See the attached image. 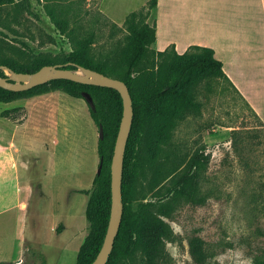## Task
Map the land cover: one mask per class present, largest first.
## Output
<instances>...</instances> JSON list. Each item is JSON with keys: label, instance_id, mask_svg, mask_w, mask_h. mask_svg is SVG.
<instances>
[{"label": "rangeland", "instance_id": "1", "mask_svg": "<svg viewBox=\"0 0 264 264\" xmlns=\"http://www.w3.org/2000/svg\"><path fill=\"white\" fill-rule=\"evenodd\" d=\"M146 2L15 0L5 4L0 7V30L6 33H0V61L12 58L24 62L32 53L60 59L75 48L79 39L93 34L92 56L118 64L129 41L125 19ZM57 19L67 22L65 30L57 25ZM148 20L153 23L155 19L151 16ZM152 59L156 58L150 54L145 64L151 65ZM161 59H157L158 64ZM5 72L10 75V71ZM261 87V96L256 97L258 114L226 79L198 80L193 97L201 103L200 110H191L178 121L161 156H168L171 166H179L201 146H207L210 161L196 168L193 192H170L167 168L160 174L167 177L163 181L152 177L157 168L147 170L149 177H137L134 199L155 201L157 213L174 229V237L165 245L166 264H200L190 253L189 236L194 232L204 238L209 255L202 264H255L254 257L264 255V86ZM17 106H25L28 111L20 128L1 115L3 110ZM53 136L59 140L57 145L53 144ZM10 140L14 146H10ZM98 140L99 127L84 98L55 91L0 101V207L17 200L20 185L24 184L19 174L33 177L26 235L29 239L35 235L31 224L34 213L41 211L36 233L41 246L24 251L33 264L77 263L80 247L90 231L86 216L90 194L75 189L93 188L100 163ZM112 142L111 136L110 145ZM22 162L30 163V170L17 166ZM42 163H48L46 170L37 166ZM21 194L25 196L23 191ZM16 211L2 215L9 217L12 238L18 235V220L10 215ZM140 259L138 256L133 264H141Z\"/></svg>", "mask_w": 264, "mask_h": 264}, {"label": "trees", "instance_id": "2", "mask_svg": "<svg viewBox=\"0 0 264 264\" xmlns=\"http://www.w3.org/2000/svg\"><path fill=\"white\" fill-rule=\"evenodd\" d=\"M13 2L15 0H0V7ZM156 5L157 0H150L148 5L127 15L125 24L130 32L129 41L118 64L92 56L93 34L79 39L75 48L60 59L32 53L24 62L12 58L0 61V65L19 72H34L46 64H62L71 69L87 67L127 83L133 99L134 119L125 152L122 184L124 211L107 264H133L138 256L141 257V264H166L168 254L165 245L167 240L174 237V229L168 220L157 213L155 201L134 199L135 181L139 176L149 177L147 170L153 168H157L153 179L163 181L167 177L160 174L168 169L171 175L170 192L179 189L188 195L194 191L196 168L210 161L207 146H201L189 158L182 160L179 166H171L166 160L168 156L161 158L162 148L170 140L178 121L189 111L200 110L201 103L193 97L198 80L220 77L229 81L222 61L215 57L211 47L193 45L184 53H178L174 48L158 51L151 47L156 41L157 24L156 21L150 23L148 19ZM56 23L65 30L66 21L57 19ZM0 33L6 34L2 30ZM19 41L28 47L25 41ZM150 54L156 59L151 60V65H146ZM159 58L162 59L158 64ZM0 75L7 76L5 69H0ZM55 91L76 98H84V91L90 92L95 104V107L89 105L90 115L98 127L101 124L104 127V138L99 137L97 145L100 162L103 163L102 171L95 176L93 188L75 189L79 193L90 194L86 209L90 231L80 247L76 264H92L103 246L111 216V163L123 116V98L113 87L58 78L22 91L0 85V101L11 102ZM27 114L25 106L5 109L1 113L17 123H23ZM111 136L113 142L110 145ZM204 244V238L199 234L194 232L189 236L190 253L194 261L200 264L207 262L209 256ZM254 263L264 264V255H256ZM0 264L17 263L1 261Z\"/></svg>", "mask_w": 264, "mask_h": 264}, {"label": "crops", "instance_id": "3", "mask_svg": "<svg viewBox=\"0 0 264 264\" xmlns=\"http://www.w3.org/2000/svg\"><path fill=\"white\" fill-rule=\"evenodd\" d=\"M146 1L145 6L150 0ZM151 16L157 24L153 48L158 51L174 48L178 53L186 52L193 45L213 48L215 57L223 63L228 82L246 100L250 109L260 113L256 97L261 96V85L264 86V0H157ZM14 123L20 128L25 121ZM52 138L53 144L57 145L59 140L55 136ZM10 146H14L12 140ZM17 166L30 170V163L27 162ZM37 166L46 170L48 163ZM18 177L24 184L20 185L17 200L0 207V262L17 263L23 259L21 264H33L24 251L41 246L36 234L41 211L34 213L31 228L35 235L29 239L26 228L33 177L27 175L24 178L22 174ZM22 191L25 193L23 197ZM14 209L17 211L10 214L11 219L17 218L19 228L18 235L12 238L7 225L9 217L2 215Z\"/></svg>", "mask_w": 264, "mask_h": 264}, {"label": "water", "instance_id": "4", "mask_svg": "<svg viewBox=\"0 0 264 264\" xmlns=\"http://www.w3.org/2000/svg\"><path fill=\"white\" fill-rule=\"evenodd\" d=\"M0 69L10 71V75H0V85L14 91L26 90L49 82L52 79L65 78L85 84L113 87L121 93L124 109L111 163V216L103 246L92 263L107 264L114 247L124 211L122 184L125 152L134 119L133 99L127 83L123 79L110 76L92 68L79 67L77 69H71L62 66V64H46L34 72H19L5 65H0ZM83 96L89 105L95 107L94 99L90 92L84 91ZM99 137L101 139L104 138V127L102 124L99 127ZM102 168L103 163L100 162L97 170L98 174L101 173Z\"/></svg>", "mask_w": 264, "mask_h": 264}, {"label": "built area", "instance_id": "5", "mask_svg": "<svg viewBox=\"0 0 264 264\" xmlns=\"http://www.w3.org/2000/svg\"><path fill=\"white\" fill-rule=\"evenodd\" d=\"M23 262V259H20L17 263L21 264Z\"/></svg>", "mask_w": 264, "mask_h": 264}]
</instances>
